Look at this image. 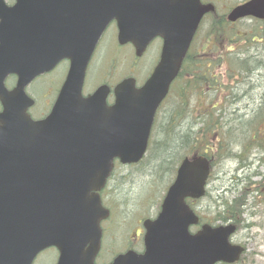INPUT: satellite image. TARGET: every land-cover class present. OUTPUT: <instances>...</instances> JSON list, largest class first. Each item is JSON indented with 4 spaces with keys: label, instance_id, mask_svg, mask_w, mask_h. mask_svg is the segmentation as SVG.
Returning <instances> with one entry per match:
<instances>
[{
    "label": "water",
    "instance_id": "obj_1",
    "mask_svg": "<svg viewBox=\"0 0 264 264\" xmlns=\"http://www.w3.org/2000/svg\"><path fill=\"white\" fill-rule=\"evenodd\" d=\"M200 0H16L0 1V98L11 97L4 78L29 80L68 60L64 85L49 116L16 119L7 105L0 115V264H33L49 248L56 264H95L100 223L109 212L99 192L114 160L138 163L146 152L155 113L177 77L203 16L213 12ZM264 20V0L233 8L229 22ZM119 45L131 43L141 56L155 38L163 40L160 61L135 88L125 79L113 90L82 96L87 65L111 22ZM15 92V91H14ZM9 120L14 121L8 125ZM210 165L205 157L181 163L155 220L144 222V252L129 251L110 264H234L245 249L233 244V224L200 230L186 199L205 193Z\"/></svg>",
    "mask_w": 264,
    "mask_h": 264
},
{
    "label": "rangeland",
    "instance_id": "obj_2",
    "mask_svg": "<svg viewBox=\"0 0 264 264\" xmlns=\"http://www.w3.org/2000/svg\"><path fill=\"white\" fill-rule=\"evenodd\" d=\"M207 1L215 5L217 12L226 13L241 0ZM210 18L207 19V22ZM228 29L236 32L235 26ZM204 33L205 31L201 32V34ZM114 36L115 29L110 27L100 42L97 53L101 50L102 54L99 61H94L93 64V84L100 76L104 77L106 73L111 71L113 74L110 80H120L128 73V67L134 64L135 58L130 48L116 46ZM108 41H111V43ZM135 64L139 70L136 74L138 79L141 80L143 75L150 70V63L147 58H144L137 60ZM221 82H223L225 88L232 87V80H221ZM241 88V85H239V90L236 92L237 99L242 93ZM218 93H222L221 105L227 111L225 120L228 124H223L222 128H219L221 130L218 131L219 142L221 143L220 149L217 145L216 150H208V156L214 159L215 164L217 161V165H214L215 167L212 169L206 197L196 204V207L203 220L209 223L214 222L218 207L224 202H229L238 194L243 195V198L247 199L243 214L245 227L238 228L232 241L235 244H244L246 247V253L239 264H264V141L261 138L264 115L255 116L251 119L248 117L244 122L233 124L235 117L240 120L245 118V116H239L244 109L251 108L249 107L250 102L239 97L241 99L238 100L237 104H232L233 107L228 110L227 105H224L223 102L228 93L225 92V89H220ZM249 94L258 99L259 95L264 94V91L259 94L254 88V92H248L247 96ZM170 98L172 103H170V100L165 102L159 112V125L164 124L169 118L168 115L173 107L174 97L171 96ZM214 98L216 99L214 100ZM210 99L212 102L218 100L213 93H211ZM210 99L203 101L200 96L190 93L186 104L184 106L180 105V107H185L188 110V118L190 122H193L201 117L200 112L206 113L209 111L212 106ZM206 100L209 104L206 103ZM251 106L256 107L253 102ZM226 129L229 132L226 133ZM211 139L214 138L211 136ZM148 166L146 162L139 166H122L121 164L116 166L113 181L110 183L112 184L110 194H113L112 200L114 201L112 202H116L118 208L114 209L115 215L109 223L113 227V234L116 235V239L105 244L102 252L104 253L103 258H111L112 255L122 249L125 241L133 231V226H137L141 218H153L157 213L159 203L172 177H170L171 172L170 175L161 174L160 172L156 174L149 173L147 171ZM108 255H111V257ZM55 262L56 254L54 251L47 250L40 253L33 264H55Z\"/></svg>",
    "mask_w": 264,
    "mask_h": 264
},
{
    "label": "flooded vegetation",
    "instance_id": "obj_3",
    "mask_svg": "<svg viewBox=\"0 0 264 264\" xmlns=\"http://www.w3.org/2000/svg\"><path fill=\"white\" fill-rule=\"evenodd\" d=\"M0 1H3L7 7H12L16 0H0ZM203 2L207 3V0H203ZM221 15L223 18V14ZM224 18H226V16H224ZM228 25L230 27L231 26L236 27V32H234L235 33L234 36L236 38H233L230 40L223 39L226 36L223 34L220 35V38H217L215 35L211 34V32L207 28V30L205 31L203 35L202 40L200 41L201 43L200 48L196 45V50H193L194 43H192L190 46V49L188 50L185 56V59H189V62H191V60H193L194 58L198 60L197 61L198 64L200 62L202 63V65H204L205 75L204 77H202V80L205 81V85H204L205 93H209V91L212 90V87L210 85L211 79L212 80L213 79L214 80H232L231 88L233 90H239V85L241 84V80H248V76H247L246 71L241 70L242 72L240 71L232 72L231 71L232 67L239 64V68H242L241 59L242 58L246 59L248 57L250 58V65H249L250 69L253 68V66H255L256 64L255 60L253 59L255 58L257 49H256V45H254L253 43H257L258 38L256 36L257 34H255L254 32L260 31L261 33H263V31L261 30H262V27L264 26V21H260L254 18H246L243 20H239L235 23H228ZM240 25L241 27H239ZM254 26H258V28H254ZM246 31H249V32H246ZM248 36L250 37L247 38ZM215 37L219 40L223 39L222 40L223 44L221 46H218V48H216L217 40ZM248 41H250L252 44H248L247 43ZM99 45H100V42L97 45L96 50L94 54L92 55V58L87 67L84 85H83V95L84 96L90 95L98 87L106 85L109 87V95H108L107 101L110 104L113 101V89L115 85L122 80H110V77L112 74L110 72L111 74L109 75V77H108L109 73H106V75L103 77V80H96L94 83V87H93V64H94V61L97 55V50L99 48ZM162 45L163 43L161 39L159 38L155 39L145 49L142 56L135 57L134 64L131 65L129 74H126L125 77L134 78L135 86L137 88H140L145 83V81L148 79V77L153 72V69L156 67L160 59ZM126 47L130 48L131 51L134 50L131 45H127ZM214 47H215V51H213ZM144 58H147L150 63V70L145 75H143V78L141 80H139L135 76L136 73L139 71L137 69L138 67H136L135 62L137 60H141ZM216 58L220 60V63L218 62L216 64V66L220 68V71H218L219 76H216L214 74L215 68L213 70L211 69V64L217 61ZM235 59L238 62L237 64L236 62H233ZM68 69H69V63L63 60L59 62L58 64H56L51 70L44 72L42 74H39L33 79L29 80L23 87L19 85L20 79L16 75H9L5 77L4 86L8 90V92H13V94L11 95V97H9L6 100L7 102L5 103L2 102L0 98V115L4 113L5 104H6L7 109L9 108V111L13 115H15L16 119H22V117H24V118L30 119L32 122L33 121L39 122V121L45 120L51 113L54 102L57 99L60 89L65 82ZM255 73L256 72H254L253 70V72L249 74L250 80H257ZM210 76H211V79H210ZM261 76L264 78V72L262 73ZM89 78L90 80H88ZM0 89H1V86H0ZM175 92H176L175 84H173L171 86V89H170V92L167 98L169 96H172ZM222 93L224 92L222 91ZM236 97H237V94H236ZM182 115L183 113L175 108L170 114L171 119H168L167 122L169 124L171 123V126L174 128H178L182 124H186V127L189 128L191 131L192 125H191V122L188 116L184 117ZM158 117H159V113H157L155 117V124H156V120ZM13 123L14 121L9 120L8 125L13 124ZM3 126H4L3 124H0V127H3ZM116 165H117V162H115V166L113 167L112 173L108 179L106 188L100 193L102 205L109 211L108 219L101 223L102 241H101L100 253H102L103 251L104 242L107 243L108 241H115L116 239V235L113 234V227L109 224L111 220L113 219V216L115 215L114 209H116V208H112V206L116 202L115 203L112 202L114 201L112 200L113 194H110L112 191L111 189L112 184L110 183L111 181H113L112 178L114 176ZM176 173H177V169H176ZM173 181L171 182V184L173 183ZM190 204L192 205L193 201ZM158 212H159V209H158ZM218 217L219 216H216V218H214V222L209 223L205 221L204 223H209L211 225H220L222 224V221L221 219H218ZM146 219H147L146 217L141 218L138 221L137 226H133V231L131 232L129 238L125 241L124 246L119 252L113 255L112 259L116 257L117 255L126 253L128 251H134L136 253H142L144 251L143 240H144L145 230L143 227V222ZM150 219H154V218H150ZM107 262L108 261H103L104 264L105 263L107 264Z\"/></svg>",
    "mask_w": 264,
    "mask_h": 264
},
{
    "label": "trees",
    "instance_id": "obj_4",
    "mask_svg": "<svg viewBox=\"0 0 264 264\" xmlns=\"http://www.w3.org/2000/svg\"><path fill=\"white\" fill-rule=\"evenodd\" d=\"M211 22H209V31L211 34L215 35L217 38H220V35H226L223 39H233L230 38L233 33H229V35L224 34V30H228V26L225 23V19L222 17H217L212 15ZM258 28V27H257ZM262 31V30H261ZM257 34L256 32H254ZM250 35V34H248ZM254 35V34H253ZM230 36V37H228ZM258 42L253 43L256 45V54L255 60L256 64L253 66V68L250 69V58H242V68H239V64H237V60L235 59L233 62H236V66H233L231 71H246L248 80H241V94L239 97H241L243 100L250 102V105L248 110L244 109L240 116H245V118H242L241 120L238 117H235L234 123L244 122L246 119H251L253 117H257L259 115H264V94L261 96L259 95L258 99H256L255 96H250V94L247 96L248 92H254V88L259 94H261L264 91V78L261 76L264 72V34L259 32L257 35ZM215 37V38H216ZM248 36L247 38H249ZM217 46H221L223 44V39H217ZM248 44H252L250 41L247 42ZM197 46L200 48L201 43L197 42ZM215 51V47L213 49ZM217 61L213 62L211 64V69L213 70L215 68V75H218V71H220V68L216 66V64L220 60L216 58ZM198 60L194 59L189 62V59L185 60V63L182 67V70L179 74L178 79L176 80L175 87L177 89L178 98L181 100H184V93L187 98H189L190 93L193 95L200 96L202 100H205L207 98V94L204 92V85L205 81L202 80V77L205 75V68L202 63L197 62ZM245 63V64H243ZM242 70V71H241ZM256 72V78L257 80H250V75L252 72ZM211 79V76H210ZM246 84V85H245ZM210 85L213 88L214 95L217 97V101L215 103H212V106L210 107L209 111L200 112L201 117L197 118L193 122V128L190 131L189 128L184 126L182 124L178 128H174L171 126V123H165L162 127H159L156 132H154V136L151 142V146L149 148L148 154L146 156L145 162L147 163L148 169L147 171L149 173L156 174L160 172L161 174H169L172 171L174 173V163L176 164L181 159H184L185 157H188L192 154V157L199 156L200 154H203L205 150H211L214 151V149L218 148L220 149L221 143L219 142V133L222 128L223 124H228L225 120L226 118V110L224 106L221 105L222 99L218 98L217 92H219L220 89H225V92H227V97L224 98L223 102L224 105H227V109L230 110L233 105L237 104L238 100L241 98L236 97L237 90H233L232 88H225L223 86V82L221 80H210ZM253 86V87H252ZM212 93V91H211ZM242 95V96H241ZM258 96V95H256ZM216 98H214L215 100ZM180 100V101H181ZM213 100V101H214ZM256 101H259L258 103ZM255 104L256 107L251 106V104ZM251 111V113H250ZM264 118V117H263ZM168 119H171L170 117ZM238 120V121H237ZM228 129V128H227ZM226 129L229 132V130ZM218 133V135H217ZM211 136L214 139H211ZM211 164L212 166L217 165L214 162V159L210 156ZM215 167V166H214ZM213 167V168H214ZM250 195V194H249ZM247 195V196H249ZM243 195H236L232 200H229V202H224L220 207H218V219H221L223 224L232 223L239 227H245L243 218V214L245 211V207L247 205V199L243 198ZM202 201V200H201ZM198 201L197 203H199ZM196 203V204H197ZM195 204V205H196ZM198 212V211H197ZM248 227V226H246Z\"/></svg>",
    "mask_w": 264,
    "mask_h": 264
}]
</instances>
